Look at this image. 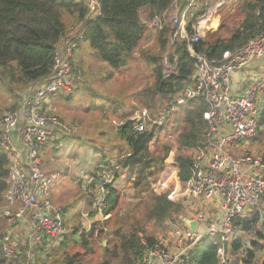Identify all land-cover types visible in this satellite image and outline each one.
<instances>
[{"label":"trees","instance_id":"trees-1","mask_svg":"<svg viewBox=\"0 0 264 264\" xmlns=\"http://www.w3.org/2000/svg\"><path fill=\"white\" fill-rule=\"evenodd\" d=\"M97 1L101 12L94 19L89 16L84 0H0L2 85H6L12 92L27 87L29 89L31 85L47 78L52 72L54 51L69 35L70 29L81 33L74 49L79 42L86 43L91 54L107 63L111 70L126 68L146 28L140 19V10H147L148 18L156 16L164 20L166 17L169 22L173 2L176 1L180 8L188 2ZM218 1L197 0L198 9L187 17L188 37L194 32L196 18L204 15L207 8ZM231 6H235L233 13ZM222 8L225 10L224 15H228L229 23H220L215 26V30L206 31V35L201 33L199 41L193 43L196 52L209 58L220 59L264 31V0H224L219 9ZM170 29V22H164L155 39L156 52L143 57L150 69L152 81L135 92L134 96L138 104L147 107L150 112L151 118L144 131L133 132L132 120L127 118L122 124L101 132L98 141L87 136L85 142L80 136L73 137L70 133L53 139L52 142L57 146L91 145L102 154L103 161L98 164L105 165L114 176L113 182L105 185L107 195L103 214L108 217L103 221L93 222L89 229H83L79 234L81 212H77L78 218L72 219L74 231L52 247L46 258H43V247H38L32 264H142L146 247L153 245L158 239L156 228L169 231L185 225L180 218H184L187 213L185 205L169 198L173 182H159L160 179H156L154 173L164 167L174 170L173 175L178 178L182 187L185 186L193 175V163L203 156L207 129L204 113L208 105L201 96L188 98L184 104L177 105L181 92L195 84L196 61L189 56L187 39L179 38L170 44ZM73 51L70 58L72 69L79 75L80 72L84 74L83 65L78 63L79 67L76 66ZM166 65L171 66L175 72L163 76ZM108 74L109 78L113 75L111 71ZM53 98L71 101L73 95L70 91L63 90ZM256 100L259 108L258 122L264 126V86L258 91ZM21 101L25 102L26 99L22 98ZM108 104H113V114L110 113V116H118L121 120L128 114L121 103L116 106L114 102L106 101V106ZM58 118L65 123L63 116ZM153 121L158 123L152 125ZM168 121L171 125L166 126ZM263 133L258 131V134ZM162 134L166 135L161 136ZM172 135L173 139L163 140L172 138ZM106 139L112 143L118 139L119 145L116 147L111 143L110 148H104L102 145ZM41 159L44 161L42 153ZM8 165L9 159L0 148V203H4L8 186ZM173 175L170 180L174 179ZM121 176L127 177L128 187L132 189L131 197L137 201L128 210L121 208V191L114 184ZM92 186L93 189L97 187L96 184ZM87 199L86 209L88 215L93 217L97 215V210L91 208L95 194L90 192ZM63 209L66 210L65 207ZM258 219L259 214L255 211L234 219L241 234L249 236L248 241H244L240 234L230 244L222 245L214 237L207 236L186 251L183 256L184 264H220L219 257L222 252H226V246L230 247L231 254L227 264H257L262 255L257 258V253L264 249V235L256 224ZM75 235L78 238L75 239ZM95 237L105 240V244L94 247ZM0 264H16L15 260L3 258L1 244Z\"/></svg>","mask_w":264,"mask_h":264},{"label":"built area","instance_id":"built-area-1","mask_svg":"<svg viewBox=\"0 0 264 264\" xmlns=\"http://www.w3.org/2000/svg\"><path fill=\"white\" fill-rule=\"evenodd\" d=\"M223 1L219 0L218 5ZM84 2L89 16L97 18L101 12L99 2ZM210 7L214 6H209L204 15L196 18L194 32L188 37L187 17L198 9L197 0H188L183 8L174 1L169 16L171 29L168 38L170 44L179 38L187 39L189 56L196 61L195 84L181 92L177 105L197 96H201L208 105L204 113L207 129L203 156L193 163V175L185 186L178 182L176 187L182 188V195L215 201L221 217L218 221L215 219L206 223V216L198 213L190 219L196 220V225L206 224L205 228L196 226L192 231L184 223L183 227L171 229L168 235L146 247L142 264H184L186 251L207 236L214 237L222 245L230 244L241 234L234 219L253 211L259 214L256 224L264 234V207L258 202L264 198V156L238 150L241 142L255 138L262 127L258 122L256 99L258 91L264 86V31L220 59L209 58L196 52L193 43L199 41L201 24L211 16L208 12ZM80 37L81 33H76L64 41L60 49L56 48L51 74L35 86L31 97L24 102L21 115L11 112L0 119V148L9 159L8 186L0 207V222L7 224V228L0 234V244L3 258L15 260L16 264H32L38 247H43V258H46L52 247L74 231L72 219H66L64 210L50 199V190L61 177L58 172L43 168L41 153L49 141L69 131L57 115L48 111L46 104L62 90L69 91L70 81L79 76L72 69L70 58ZM174 72L171 66L166 65L163 76ZM236 73L245 74L234 82L233 75ZM130 120L133 132H142L150 117L146 109H142L136 111ZM156 123L158 121L151 124ZM97 168L104 174L93 191L95 199L91 208L101 215L107 195L105 185L112 183L114 176L102 163ZM96 181L95 176H85L79 183L86 191L87 186ZM173 194L179 196L177 188L170 192L169 198ZM87 198L81 200L82 203L86 204ZM103 217L105 219L108 215L103 214ZM95 221L97 219L91 224ZM18 227L26 230L28 241L27 248H22V251L16 249L14 240ZM83 229L81 221L78 233ZM19 255L24 258L21 262ZM219 258L220 264H227L228 257L223 252Z\"/></svg>","mask_w":264,"mask_h":264},{"label":"rangeland","instance_id":"rangeland-1","mask_svg":"<svg viewBox=\"0 0 264 264\" xmlns=\"http://www.w3.org/2000/svg\"><path fill=\"white\" fill-rule=\"evenodd\" d=\"M221 5L215 3L213 5L214 7L208 9L211 16L208 21H204L201 24L200 35L201 33L202 35H206L208 31L215 30V26L217 27L220 23H229L228 15H224V8L221 9L222 11L219 9ZM231 7V13H233V8H235V6ZM158 18L156 16L154 18H148V11L145 9L140 10V19L145 24L146 28L138 46L134 50V55L129 60V64L126 68H121L120 70H111L112 68L107 63L96 59L91 54L92 51L86 43L81 44V42H79L77 44L73 51V58L76 59L77 67H79L78 63L83 65L85 73L83 74L80 72L78 77L75 76L70 81L71 85L69 91L72 93L73 99L71 101H64L59 98H52V100H49L46 104L50 113L57 114L60 118H62V116L64 117V124L69 130L66 133H70L69 135H72L73 137L80 136L85 142H87V136L98 141L101 132L104 130L109 131V129L122 124L127 118L131 119L132 115L138 110L146 109L148 117H150L148 108L138 104L134 93L140 91L152 81L150 69L143 57L145 54H153L156 52L157 42L155 39L160 31V27L164 22L169 24L166 17L164 20L160 17V22L158 21ZM70 30L69 35L63 39L56 48L60 49L63 42L76 33V29ZM222 31V33H224V30ZM109 71L113 74L110 78L108 74ZM36 85H31L29 89L27 87L23 90L16 89L11 92L6 85H2V80L0 78V117L10 112H15L17 115H21L24 106V102L21 100L22 98H24V100L30 98ZM106 101L114 102L116 106L120 103L125 106L126 112H128L126 117L120 120L118 116H110V113L113 114V104H108L106 106ZM132 111L134 112L133 114ZM169 125H171L170 121L166 123V126ZM260 132H264L263 125ZM163 135L166 134H162L161 136ZM171 137L172 138H161H163V140H170L173 139L174 135ZM55 138L53 139L55 140ZM52 141H49L42 149V158L44 160L42 161L43 168L48 171L58 172L61 177L60 181L50 190V199L52 203L62 209L64 207L66 208L64 211L66 219L74 220L78 218L76 213L80 211V219L82 224H84L85 229L89 227L91 222L95 219L103 221V214L99 215L97 213V215L95 214L93 217L89 216L88 209H86L87 203L85 204L81 201L89 196L90 192L94 191L93 184H89L86 191L82 189L80 184L83 177L86 176L89 178L90 176H95L97 181L94 182V184L99 186L101 176L104 173L96 166L100 161H103L102 154L94 150L91 145L76 147L75 145L70 144L67 146L62 145L61 147V144H58L57 146ZM171 142L173 145V140H171ZM111 143V140L106 139L103 141L102 147L110 148L112 144H115L117 147V145H119V140L117 139L116 142ZM172 147L173 152L175 153V148L174 146ZM238 150L243 153L264 154V133L258 134L255 138L241 142L238 146ZM170 158L171 155L168 160ZM110 173L113 175L112 172ZM173 174L174 170L170 171L164 167L160 171L155 172L154 176L156 179H160L159 182L164 181L166 184L170 181L173 182L172 190L177 188L179 196L173 194L170 198L173 201H181L185 205L187 209L185 218L196 216L198 213H203L204 216L208 217L207 209L209 207L204 203H201L198 198L186 194L182 195V188L179 189V187H176L179 180H177ZM172 175L174 179L170 180ZM114 184H116L121 191V208L123 210L130 209L137 201L133 200L131 197L132 189L128 187L127 177L121 176L117 178ZM86 193L87 195H85ZM2 203H0V207H2ZM181 217L182 216H180V218ZM206 226L207 225L204 224V228ZM6 228L7 224L0 222V234H2ZM260 229L262 230L261 227ZM155 232L159 239L168 235L170 230L156 228ZM25 233L26 230L21 227H18V230L14 232V240L17 243L16 249L19 248L22 250V248H27L25 245L28 241L25 237ZM242 236L244 241L249 240L248 235L243 234ZM74 238L76 239L78 236L75 235ZM104 241L105 240L101 241V238L99 237H95L93 245L94 247H99L101 243L103 245L105 244ZM229 250L230 247L226 246V252L224 251V253L230 259L231 254ZM257 254V258L261 254L262 257L264 255V249ZM18 257L20 262L24 260L23 255H19Z\"/></svg>","mask_w":264,"mask_h":264},{"label":"crops","instance_id":"crops-1","mask_svg":"<svg viewBox=\"0 0 264 264\" xmlns=\"http://www.w3.org/2000/svg\"><path fill=\"white\" fill-rule=\"evenodd\" d=\"M245 73H236L233 76V81L236 82L239 78L243 77ZM201 203H204L206 206L209 208L207 209L208 211V217H206V223H210L213 220H219L221 217V212L218 207V204L215 201H209V200H203L202 198H199ZM259 205L264 207V198H261L259 201ZM245 217V216H244ZM192 217H189L190 219ZM85 222V221H84ZM199 229L204 227V224H199L196 225Z\"/></svg>","mask_w":264,"mask_h":264},{"label":"water","instance_id":"water-1","mask_svg":"<svg viewBox=\"0 0 264 264\" xmlns=\"http://www.w3.org/2000/svg\"><path fill=\"white\" fill-rule=\"evenodd\" d=\"M181 219H183L184 223H186L190 227V229L192 231H194L196 229V220H194V219H188V218H185V217L184 218L181 217ZM257 264H264V255L259 259V261H258Z\"/></svg>","mask_w":264,"mask_h":264}]
</instances>
